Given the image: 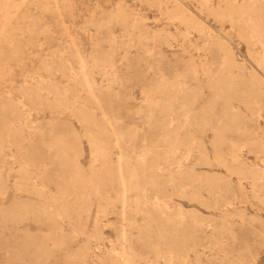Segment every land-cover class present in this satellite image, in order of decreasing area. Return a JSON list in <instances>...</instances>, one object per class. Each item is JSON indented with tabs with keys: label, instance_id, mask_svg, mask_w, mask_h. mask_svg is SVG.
Listing matches in <instances>:
<instances>
[{
	"label": "rangeland",
	"instance_id": "374dc122",
	"mask_svg": "<svg viewBox=\"0 0 264 264\" xmlns=\"http://www.w3.org/2000/svg\"><path fill=\"white\" fill-rule=\"evenodd\" d=\"M220 1L0 0V209L16 207V221H0V264H264V82L252 111L230 103L241 130L225 137L239 144L236 156L217 148L229 170L214 163L208 129L183 116L157 125L145 103L181 87L196 117L220 82L255 74L248 54L258 59L263 47L215 14ZM239 2L264 13V0ZM121 8L125 23L114 19ZM81 67L84 77L71 76ZM174 130L197 145L176 142ZM189 171L181 182L193 199L175 180ZM96 173L97 195L70 184ZM162 220L176 222L186 249L158 252Z\"/></svg>",
	"mask_w": 264,
	"mask_h": 264
},
{
	"label": "bare ground",
	"instance_id": "6f19581e",
	"mask_svg": "<svg viewBox=\"0 0 264 264\" xmlns=\"http://www.w3.org/2000/svg\"><path fill=\"white\" fill-rule=\"evenodd\" d=\"M21 1H24V0H21ZM146 1L154 2L156 3V5L158 4L161 5L163 2L166 4L174 2L179 7H181L185 0H146ZM205 1L209 2V0H205ZM239 1L240 0H221L220 2L225 3V7L223 9H219L215 11V14L218 17L225 18L232 25H235L238 23L244 24L248 29L249 39L254 40L255 43L261 44V46L263 47V54L258 59H254L251 54H248V57L251 59L250 64L253 65L255 74H252V76H250L248 81L241 80L240 82H235L232 80H224L220 82L217 86L214 87L216 89L214 100L209 102L204 107L198 109V111L196 112V117L190 114L191 113L190 107L193 103V96L190 95L188 91H185L181 87L175 88L173 86H167V87L158 88L157 90H155V94H154L158 97V99L155 101L152 98L148 97L145 102L148 110L152 114L153 122L157 125H166L167 123H169V119L171 117L183 116L184 125L194 126L198 130L208 129L209 132L212 134L211 146L214 150V153H213L214 163L227 170L229 169L225 165V162L223 161L222 157L219 155V152H217V148L223 144H226V145L229 144L232 157L235 158L236 151L238 148L237 146H239V144L238 143L235 144L234 142H228L225 135L229 133H233V132H239L241 130L240 121L234 118V116H232L235 114H231L232 112L230 111V103L233 100H237L246 109L252 111L253 107L257 104L256 96H257L258 88H260V85H262L264 82V39L262 38V34L264 32V20H263L264 13L260 8L254 6L253 4H248L244 2L240 3ZM178 6H177V9L179 8ZM17 9H18V6H16V10ZM180 12L182 13L183 10ZM124 15H125V11L124 9L121 8L114 15V19L118 23H125ZM184 19L185 18L181 16L182 22L185 23L189 21V20L186 21ZM219 49L222 52L224 64L226 66H236L233 52L224 47H220ZM52 73H54L52 69H47L46 75H50ZM36 74L39 77H43L39 72L35 73V75ZM70 74L73 77L77 75L81 77L85 76V72L83 71L82 67L80 68V71L78 72V74L73 73L72 69L70 71ZM18 105L21 107V110L24 111L27 117L29 114L26 109L25 102L21 100L18 102ZM259 116H260V113H259ZM173 137L177 139L176 142L181 141V143L184 144V146L190 147L191 149L197 145V142L192 137L186 136L182 132V130H174ZM259 154H264V146L262 144L260 146ZM187 156H189V153L187 154ZM64 164L66 163L62 160V158L61 159L59 158L57 161H55V168L56 169L58 168L60 171H62ZM230 171L235 175H241L240 172L238 171H234V170H230ZM184 175L182 174L175 175V180L176 179L178 180V182H176V185L178 186L179 189H182V193L186 195L189 187L186 188V186H182L181 177L183 176L185 177V179H187V181L188 180L190 181V179L193 176H192L191 171H189L188 173ZM259 175L263 177L264 171L261 172ZM130 176L131 175H129L128 177ZM112 177L113 176L109 173L107 179H109L110 181ZM254 178H255V175H254ZM197 179H199L200 181V178H197ZM102 180L103 178L101 177L100 173H96V176L93 182H90V183L84 182L81 178H79L78 176H75L73 180H70V184L77 187V189L81 191L83 194L92 192L95 195H97L99 193L100 188L104 185V182H102ZM60 182H61L60 185L62 186L64 182L63 181H60ZM207 184L210 186L214 185L213 182H207ZM252 188H254V186ZM159 189L160 188L158 186L156 190L159 191ZM5 195H6V191L0 190V198L3 199ZM187 196L193 199L192 198L193 193L190 192L189 194H187ZM22 210L26 213L30 211L29 208H27V206L22 208ZM0 221L1 222L16 221V207L10 208V209L1 208L0 209ZM174 223L176 222L172 223L169 220H162L160 221V224L158 225V231H157L158 252L161 250H164V253L169 254V256H171L170 254H175V253L180 252L181 248H185L184 242H181V240H179L178 229L177 227H174ZM144 236L145 235L141 233L138 239V243L141 244V246L144 244ZM37 254L39 256H43V252H41V250H38ZM122 263L132 264V262L128 263L124 259L122 260Z\"/></svg>",
	"mask_w": 264,
	"mask_h": 264
}]
</instances>
